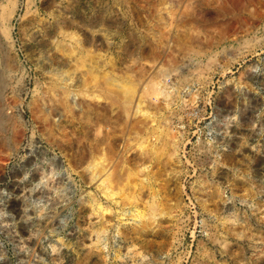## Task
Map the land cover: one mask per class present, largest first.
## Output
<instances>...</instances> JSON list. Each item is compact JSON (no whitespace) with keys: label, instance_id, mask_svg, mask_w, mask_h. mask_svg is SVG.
<instances>
[{"label":"rangeland","instance_id":"1","mask_svg":"<svg viewBox=\"0 0 264 264\" xmlns=\"http://www.w3.org/2000/svg\"><path fill=\"white\" fill-rule=\"evenodd\" d=\"M257 10L0 0V264H264Z\"/></svg>","mask_w":264,"mask_h":264},{"label":"bare ground","instance_id":"2","mask_svg":"<svg viewBox=\"0 0 264 264\" xmlns=\"http://www.w3.org/2000/svg\"><path fill=\"white\" fill-rule=\"evenodd\" d=\"M255 1V0H254ZM199 2V1H198ZM175 3V2H174ZM177 4V3H176ZM194 4V3H193ZM202 5V4H201ZM209 5V4H208ZM204 6V5H203ZM169 7V6H168ZM182 8H184V7H182ZM181 8V9H182ZM191 9V8H190ZM199 9V8H198ZM208 9H211V7H209L208 6ZM171 11H173V10H171ZM192 12V11H191ZM190 12V13H191ZM221 12H222V9H220V8H216V9H213V14H215V16L217 15H220L221 14ZM256 13H255V16H254V18L256 19V20H259L260 21V19L261 18H264V11H260V10H257V11H255ZM167 14V13H166ZM224 14V13H223ZM168 15V14H167ZM187 15L188 14H186V13H183V11H182V13L178 16V18H177V20L179 21V20H181V21H185V19H186V17H187ZM210 15V14H209ZM233 15V14H232ZM239 15V14H238ZM173 16V15H172ZM202 16V18H204L205 17V15H201ZM237 16V15H236ZM242 16V15H241ZM249 16V15H248ZM168 18V17H167ZM201 18V17H200ZM193 20H195V19H193ZM224 20V19H223ZM233 21V20H232ZM246 21V20H245ZM245 21H243V23L245 24V26H247L248 27V23L247 22H245ZM186 23H191V20L189 19L188 21H186ZM199 23V22H198ZM213 23V22H212ZM238 22H231L230 24H228L227 26H228V31L230 32V35H232V34H235V33H237L238 32V30H237V26H236V24H237ZM174 24V23H173ZM197 26V25H196ZM226 26V27H227ZM232 30V31H231ZM193 31V30H192ZM219 31V30H218ZM224 28H222L221 27V30H220V32H218V35H221V36H223V34H225L224 32ZM227 31V30H226ZM212 34V33H211ZM230 35H227L228 37L230 36ZM157 54V53H156ZM160 56V55H159ZM162 58V57H161ZM153 89H155V88H153ZM157 89V88H156ZM154 91H156V90H154ZM119 93H120V91H119ZM158 93V92H157ZM133 98V97H132ZM130 104V103H129ZM135 108V107H134ZM127 109H129V108H127ZM127 109H125L126 111H127ZM101 165H102V163H101ZM104 174L103 173H100V172H96V173H94V179L96 178V177H98L99 179H101V177L103 176ZM100 183H102V187L103 188H105V193H106V195L108 196V197H112V196H114L115 195V193H112V191L110 190V188L107 186V184L104 182V179L102 178L101 179V181H100ZM153 210H154V207H153ZM136 214L139 216V217H141V216H144L145 215V213L143 212V211H136Z\"/></svg>","mask_w":264,"mask_h":264},{"label":"water","instance_id":"3","mask_svg":"<svg viewBox=\"0 0 264 264\" xmlns=\"http://www.w3.org/2000/svg\"><path fill=\"white\" fill-rule=\"evenodd\" d=\"M57 174H51V172L43 171L40 180L37 182V186L39 188H46L50 187V181L54 178Z\"/></svg>","mask_w":264,"mask_h":264}]
</instances>
